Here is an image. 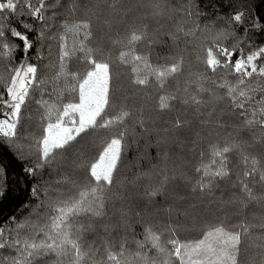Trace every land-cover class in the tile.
I'll return each mask as SVG.
<instances>
[{"label": "snow or ice", "instance_id": "obj_1", "mask_svg": "<svg viewBox=\"0 0 264 264\" xmlns=\"http://www.w3.org/2000/svg\"><path fill=\"white\" fill-rule=\"evenodd\" d=\"M221 4L0 0V264H264V0Z\"/></svg>", "mask_w": 264, "mask_h": 264}, {"label": "trees", "instance_id": "obj_2", "mask_svg": "<svg viewBox=\"0 0 264 264\" xmlns=\"http://www.w3.org/2000/svg\"><path fill=\"white\" fill-rule=\"evenodd\" d=\"M82 2H88V0H82ZM125 2H128V0H125ZM175 2V0H173ZM200 2V7L203 9L204 12L209 14V18H214L216 15V10L219 9L220 13L223 14L228 11L226 7H223L221 4V0H199ZM213 4L216 5V8H213ZM206 5V6H205ZM261 40V34H256V41L259 43ZM154 139V138H153ZM143 146V143L141 142V147ZM136 146L133 145L132 149H130L129 152V160L133 159V155L135 152ZM150 154L152 156H155V151L154 150H149ZM146 166V165H145ZM8 209H5V212H7ZM259 231V230H257Z\"/></svg>", "mask_w": 264, "mask_h": 264}]
</instances>
